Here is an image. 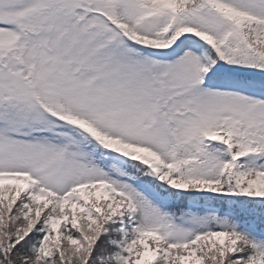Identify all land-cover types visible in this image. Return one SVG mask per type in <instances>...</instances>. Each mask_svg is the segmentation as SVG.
<instances>
[{
  "label": "snow or ice",
  "instance_id": "obj_1",
  "mask_svg": "<svg viewBox=\"0 0 264 264\" xmlns=\"http://www.w3.org/2000/svg\"><path fill=\"white\" fill-rule=\"evenodd\" d=\"M0 264H264V0H0Z\"/></svg>",
  "mask_w": 264,
  "mask_h": 264
}]
</instances>
